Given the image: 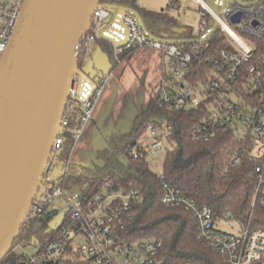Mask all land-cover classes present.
Instances as JSON below:
<instances>
[{"label":"built area","instance_id":"2783aa9c","mask_svg":"<svg viewBox=\"0 0 264 264\" xmlns=\"http://www.w3.org/2000/svg\"><path fill=\"white\" fill-rule=\"evenodd\" d=\"M24 1L0 0V60L6 54ZM191 1L200 7L198 39L205 38L217 23V29L227 36L230 43V48L222 49L214 60L216 69L211 79L212 91L220 98L215 101L209 120L196 129L194 139L208 141L230 128H235L238 133L242 126L245 131L243 135L239 133L238 139L254 143L251 149L245 150L254 164L252 176L257 182L253 205L259 200L264 208V106L250 103L244 109L230 100L231 93L253 95L262 91L264 75L261 68L258 65L247 66V63L255 52L257 40L264 39V0H210V4L208 0ZM173 3L178 5L177 0H173ZM237 17L239 22L232 23ZM104 35L117 43L109 41L116 56L135 49H151L168 57L176 79L188 71L193 59L191 53L182 51L177 45L151 38L133 14L122 13L116 8L106 7L93 12L91 29L85 41L106 40ZM202 43H196L197 54L201 52ZM108 78L105 75L103 79L93 80L80 70L70 81L64 116L43 180L34 194L24 222L30 224L42 219L45 213L55 212L53 202L64 196L61 181L70 170V162L64 161L62 157L65 142L72 133L78 146ZM238 82L243 89L234 87ZM159 92V102L170 109L199 108L201 104L199 96L190 89L175 98L162 83ZM74 121H78V125L72 130ZM168 131V128H148L147 132L153 139V150L162 149V138ZM242 153L233 158V165L240 162ZM129 155L135 159L141 155L148 158L143 146L133 149ZM161 182L163 204L183 208L190 213L197 223L199 240L217 250L225 264H264V229L252 228L250 223L238 220L242 225L241 232L237 235L227 233L218 228V219L209 205L187 196L168 182L164 175L161 176ZM105 190L87 202L76 197L68 200L70 210L67 217L57 228L53 227L57 231L56 238L49 242L33 241L31 246L37 247V242L41 244L36 254L18 253L16 248L24 245H16L13 251L20 256L21 264H197L173 257L159 240L125 241L126 215L132 205L138 202L139 191ZM222 219L236 220L231 211ZM79 240H84V243L80 244Z\"/></svg>","mask_w":264,"mask_h":264},{"label":"trees","instance_id":"16d2710c","mask_svg":"<svg viewBox=\"0 0 264 264\" xmlns=\"http://www.w3.org/2000/svg\"><path fill=\"white\" fill-rule=\"evenodd\" d=\"M101 3L122 5L139 12L147 29L157 38L181 39L184 42L177 46L184 52L192 54V62L188 71L180 79L173 72L168 73L154 88L147 107L137 115L130 131L117 136L114 146L98 151L97 159L102 165L93 169L80 166L73 162V151L76 147L73 134L68 136L63 150L64 161L70 162V170L61 181L64 190L78 186L82 199L88 201L103 189L139 191V200L132 205L126 215L127 223L124 231L125 241L132 243L138 240H159L164 243L169 253L183 261H193L197 264H225L222 255L198 238V226L193 216L183 208L168 207L162 202L163 185L161 176L174 187L199 203L209 205L216 219H222L228 211L242 223H250L252 228L264 229V208L260 201L253 205L257 182L253 178L254 164L245 150L254 143L242 142L238 139L235 128H230L208 141L195 140L196 129L209 120L212 109L219 95L212 91V81L215 72L214 60L219 57L222 49L230 48L227 36L219 29L202 43L201 52L197 54L198 39L189 33H184L183 25L170 16L169 12L146 10L139 6V0H100ZM171 6H168L170 10ZM91 33V32H90ZM170 33V35H168ZM99 41L111 64V71L128 55L116 56L112 43ZM88 46L87 41L79 52V69L82 68V57ZM264 39L257 40L255 52L247 66L258 65L264 75ZM175 67V66H174ZM170 68L173 70L172 62ZM244 69V73H246ZM102 75L100 79H103ZM248 77V75H246ZM165 84L175 98L190 89L199 96V108L185 107L181 110L170 109L159 102V88ZM241 87L240 82L234 87ZM230 100L245 107L248 104L264 106V83L262 91L253 95H235L231 93ZM202 97V98H201ZM78 121L72 123V130ZM150 126L165 130V137L171 144L167 149L161 174H156L150 167L148 158L144 155L137 159L130 152L138 147L140 139ZM79 145V144H78ZM241 154L240 162L233 165L232 160ZM68 213V212H67ZM49 214V213H47ZM44 214L42 219L23 222L20 233L12 248L18 244L32 245L35 239L40 242L53 241L56 238L54 228L49 224L51 216ZM68 215V214H67ZM66 215V217H67ZM65 217V218H66ZM0 264H21L20 256L12 250L2 258Z\"/></svg>","mask_w":264,"mask_h":264},{"label":"water","instance_id":"95a60500","mask_svg":"<svg viewBox=\"0 0 264 264\" xmlns=\"http://www.w3.org/2000/svg\"><path fill=\"white\" fill-rule=\"evenodd\" d=\"M106 7L133 14L153 39L184 42L155 37L138 11L122 5L100 0L24 1L0 60V261L17 239L43 180L70 81L80 73L79 52L91 29L92 14ZM238 22L239 17L232 20ZM217 27L215 23L205 38L191 42L207 41ZM104 39L117 44L105 35Z\"/></svg>","mask_w":264,"mask_h":264},{"label":"rangeland","instance_id":"374dc122","mask_svg":"<svg viewBox=\"0 0 264 264\" xmlns=\"http://www.w3.org/2000/svg\"><path fill=\"white\" fill-rule=\"evenodd\" d=\"M179 2L180 7L174 5L173 0H139V5L146 10L157 12H167L168 5L171 6L169 14L176 17L178 22L183 25V32L199 37V5L191 0H179ZM162 58L169 65L170 59L159 52L137 49L135 53L128 55L111 71L110 61L99 41L88 43L82 57L81 70L93 80H99L102 75H108L109 78L100 101L95 107L92 120L79 145L73 151L72 160L75 164L92 169L96 165L101 166L102 162L97 159L98 151L113 147L117 136L130 131L137 115L147 107L154 88L161 80L159 74L161 73L160 69L163 68ZM166 71L170 73L172 69L166 67ZM244 131L245 129L241 126L236 133L237 137L239 133L243 135ZM152 144L153 139L146 132L140 139L139 145L147 150L151 169L156 174H161L163 160L171 144L166 137L162 138V149L153 150ZM103 190L105 191V189ZM74 197L78 200L82 199V193L78 186L71 190L65 189L64 196L53 202V209L57 214L49 220L52 227L57 228L62 224L70 210L68 200L71 201ZM217 226L221 230L235 235L239 234L242 229L238 220L218 219ZM79 243L83 244L84 240H79ZM36 246L17 247L16 251L32 255L36 254L41 247L40 242H37ZM12 249L11 246L10 250Z\"/></svg>","mask_w":264,"mask_h":264},{"label":"crops","instance_id":"0c3cea01","mask_svg":"<svg viewBox=\"0 0 264 264\" xmlns=\"http://www.w3.org/2000/svg\"><path fill=\"white\" fill-rule=\"evenodd\" d=\"M177 2H178V7H180V2H179V0H177ZM138 4H139V2H138ZM140 6V5H139ZM169 6V5H168ZM141 7V6H140ZM143 8V7H142ZM168 8V7H167ZM171 9V8H170ZM178 9V8H177ZM168 12L170 11V10H167ZM174 18H176V17H174ZM177 19V18H176ZM168 35H170V33L168 34ZM139 50V49H138ZM142 50H145V49H141V51ZM147 50H151V49H147ZM136 52V51H135ZM135 52H133V53H135ZM162 60H163V68L162 69H160L161 70V73L159 74V76L161 75V80L158 82V84L164 79V77L168 74L167 73V71H166V67H169L170 68V62H169V65H167V63L164 61V59L162 58Z\"/></svg>","mask_w":264,"mask_h":264}]
</instances>
